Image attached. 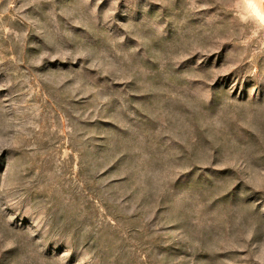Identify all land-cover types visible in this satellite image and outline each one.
Masks as SVG:
<instances>
[{
	"label": "rangeland",
	"instance_id": "1",
	"mask_svg": "<svg viewBox=\"0 0 264 264\" xmlns=\"http://www.w3.org/2000/svg\"><path fill=\"white\" fill-rule=\"evenodd\" d=\"M262 246L245 4L0 0V264H261Z\"/></svg>",
	"mask_w": 264,
	"mask_h": 264
},
{
	"label": "clouds",
	"instance_id": "2",
	"mask_svg": "<svg viewBox=\"0 0 264 264\" xmlns=\"http://www.w3.org/2000/svg\"><path fill=\"white\" fill-rule=\"evenodd\" d=\"M238 3H243L254 15L256 21L261 26H264V0H237ZM261 261V264H264V246L261 247L260 255L257 257Z\"/></svg>",
	"mask_w": 264,
	"mask_h": 264
}]
</instances>
